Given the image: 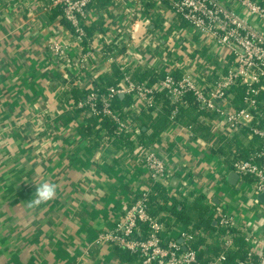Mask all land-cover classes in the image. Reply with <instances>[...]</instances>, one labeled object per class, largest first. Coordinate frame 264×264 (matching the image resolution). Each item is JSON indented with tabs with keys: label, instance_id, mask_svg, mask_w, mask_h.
Instances as JSON below:
<instances>
[{
	"label": "crops",
	"instance_id": "0c3cea01",
	"mask_svg": "<svg viewBox=\"0 0 264 264\" xmlns=\"http://www.w3.org/2000/svg\"><path fill=\"white\" fill-rule=\"evenodd\" d=\"M37 1L40 7L31 15L23 0H0V264H126L112 245L95 241L149 189L148 172L132 156L133 150L116 149L107 139L94 147L80 132L86 118H75L65 108L72 88L97 83L115 66L94 62L98 60L94 49V58L82 71L78 52L71 50L67 60H56L47 45L52 40L70 42L69 29L58 9L42 10L50 0ZM222 1L243 12L234 1ZM107 5L118 9L113 0ZM152 5L143 10L151 18L152 31L165 34L164 27H188L168 3ZM97 13L102 17L90 33H101L107 16L121 14ZM203 39L197 36L191 43L200 57L216 64L213 45ZM193 134L189 138L183 131L168 129L156 143L167 152L173 197L187 200L190 193L199 192L238 221L257 218L256 212L242 208L248 190L225 181L221 156L197 142L205 140L200 133ZM44 181L58 185L56 197L34 210L28 208L36 186ZM190 227L177 223L170 234L178 238L181 229Z\"/></svg>",
	"mask_w": 264,
	"mask_h": 264
},
{
	"label": "built area",
	"instance_id": "2783aa9c",
	"mask_svg": "<svg viewBox=\"0 0 264 264\" xmlns=\"http://www.w3.org/2000/svg\"><path fill=\"white\" fill-rule=\"evenodd\" d=\"M113 1L118 9L106 5L102 10H93L94 0H50L42 7L44 12L58 9L69 29L70 42L52 40L47 45L56 60H67L71 50L78 52L82 71L88 59L94 58V49L98 56L94 62L113 65L123 73L119 84L107 86L103 91L96 88L94 81L83 86L78 83L77 87L85 90L84 96L75 102L70 100L65 108L75 118L80 116L83 120L108 118L120 131L131 134L132 156L146 168L151 182H159L173 193L167 152L160 150L157 144L151 148L141 146L138 143L140 126L133 118L142 112L157 115L164 101L162 96L178 106L184 105L186 95H191L198 108L211 115L201 118L210 138L197 139L199 144L214 149L240 131L245 133V142L257 139L258 145L249 157L232 160L230 165L223 166V173L227 176L234 172L239 176L241 186L248 190L243 211H253L258 216L246 222L238 221L226 213L223 205L217 204L210 211L213 226L226 229V233L212 238L202 229L190 227L181 229L175 238L163 222L148 215L147 189L132 202L112 230L98 234L95 243L117 246L136 254L140 264H225L229 254L238 248L234 238L240 237L248 250L243 258H235L233 264H264V204L257 200L258 195L264 193V2L232 0L243 11L236 12L222 0ZM149 2L158 8L168 3L170 11L181 17L188 27H164L168 31L163 32L165 34L152 31L151 18L143 11ZM38 6L37 0H23V8L31 15ZM97 12L121 14L107 16L101 33L88 34L87 30L102 17ZM197 36L211 42L216 64L200 57L191 43ZM138 67H146L156 74L164 73V77L154 84L135 82L130 73ZM215 73L217 77L212 78ZM239 86L244 88V93L236 107L233 89ZM117 96L131 97V104L124 107L122 113L113 107ZM126 113L129 116L122 117ZM178 114L176 107L170 114L167 130L175 128L193 138L192 126L181 124ZM206 199L209 204L213 202L211 197ZM141 225L148 228L146 236ZM199 239L212 242L218 249L215 258L200 256L199 249L193 247Z\"/></svg>",
	"mask_w": 264,
	"mask_h": 264
},
{
	"label": "trees",
	"instance_id": "16d2710c",
	"mask_svg": "<svg viewBox=\"0 0 264 264\" xmlns=\"http://www.w3.org/2000/svg\"><path fill=\"white\" fill-rule=\"evenodd\" d=\"M109 1L111 2L112 0H94L91 9L97 11L102 10ZM152 4L153 3L151 2L148 3L147 7L151 8L153 6ZM91 31L92 28H89L87 30L88 34H90ZM228 59L232 61L231 58L228 57ZM130 74L133 81L138 83L147 82L148 84H154L157 80L164 77V73L156 74L151 69L143 70L140 68L133 69ZM215 77L216 75H214V78ZM97 79L98 82L96 88L103 91L107 86H116L119 84L123 79V73L118 68L114 67L110 74L102 75ZM243 93V87L239 86L233 89V103L236 107L241 103ZM84 94L85 90L83 91L78 88H72L71 91H69L68 96L75 102L81 99ZM161 98H163L164 101L161 103V110L157 116L151 118L142 112L133 118L134 122L140 124L138 143L141 146L151 148L158 142L161 134H163L169 127L170 114L176 107L179 112L177 120L181 124L191 125L192 131L194 133H200V135L204 137L202 139L207 140L210 138V132L207 127H205L204 122L201 121V118L210 117L211 115L210 113L200 110L191 95H186L184 97V105L178 106L170 104L168 100L164 99V96ZM130 104V96H117L113 107L115 110L121 112L124 107L129 106ZM124 116H129V114H122V117ZM80 132L86 140L93 142L94 147L100 143V140L107 139L116 149L123 148L129 151L134 149L131 134L120 131L115 122L108 118L99 119L88 117L86 118V124L80 128ZM244 134V131H240L239 134L235 135L233 138L225 140L214 148L215 154L221 156L225 165H230L234 159H247L253 148L257 147V139L245 142ZM145 205L148 215L151 218L163 222L167 230H170L177 223H183L186 225L191 224L196 229H202L205 234H208V236L212 238L214 236L218 237L227 232L224 228L220 229L213 226V218L210 215V211L217 204L214 202H210L209 204L205 194L199 192L190 193L187 200H178L173 197V193L159 182H150L149 193L147 194ZM141 229L143 235L146 236L148 228L145 225H141ZM228 233H232V231H229ZM234 241L238 248L229 254L228 260L225 264H233L234 259L237 257L243 258L248 250V247L242 238L236 237L234 238ZM193 247L196 249L198 248L200 256L203 257L218 252V249L213 245L206 244L205 239H199ZM113 250L120 262L126 264H139V259L136 254H132L117 246H113Z\"/></svg>",
	"mask_w": 264,
	"mask_h": 264
},
{
	"label": "clouds",
	"instance_id": "9594fccd",
	"mask_svg": "<svg viewBox=\"0 0 264 264\" xmlns=\"http://www.w3.org/2000/svg\"><path fill=\"white\" fill-rule=\"evenodd\" d=\"M58 185L55 182L44 181L36 186L35 197L32 199L28 208L36 209L43 204H47L57 195Z\"/></svg>",
	"mask_w": 264,
	"mask_h": 264
},
{
	"label": "water",
	"instance_id": "95a60500",
	"mask_svg": "<svg viewBox=\"0 0 264 264\" xmlns=\"http://www.w3.org/2000/svg\"><path fill=\"white\" fill-rule=\"evenodd\" d=\"M225 181L231 186H236V184L241 186V182H239V176L234 172L229 173L225 177ZM257 200L264 204V193L258 195Z\"/></svg>",
	"mask_w": 264,
	"mask_h": 264
}]
</instances>
